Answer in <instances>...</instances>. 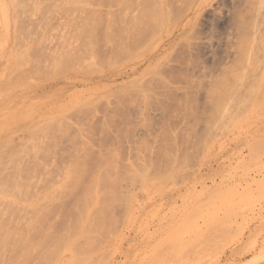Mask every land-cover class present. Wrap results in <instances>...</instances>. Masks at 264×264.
Returning a JSON list of instances; mask_svg holds the SVG:
<instances>
[{
    "label": "rangeland",
    "instance_id": "374dc122",
    "mask_svg": "<svg viewBox=\"0 0 264 264\" xmlns=\"http://www.w3.org/2000/svg\"><path fill=\"white\" fill-rule=\"evenodd\" d=\"M28 1H31L28 2L29 5L28 3L23 6L14 5V10L18 11L26 6L27 13L21 14L23 28L26 34L30 33L34 39L37 37L39 42L36 40L38 43H34L32 39L33 45L30 41L31 37L25 35V39L29 42L27 44L25 39L22 40L23 43L21 42L26 46L22 48L27 49L24 60L27 62L28 57L31 62L20 68L14 66L16 61L9 66L11 54L8 46H11V39L7 35L9 32L6 20L8 11L12 10L11 1L0 0V80L2 81L1 78L7 74H10L8 76L11 78L13 70L16 69L18 70L15 73L19 74L20 78L21 75L25 77L22 80L28 79V74V77L30 76L27 82L20 81L19 77L14 81L16 84L19 83L17 80L20 81L19 91L12 94L10 86L7 87L8 91L5 89L0 95V129L1 132L7 131L10 124L20 119L26 112L33 114L31 123L37 127L34 130L33 142L30 138L25 142L21 132L14 134L12 140L18 145L23 144V141H19L22 138L25 142L23 144L25 148L19 145L22 151L18 148L21 154L19 158L24 154L25 156L22 161L20 160L21 169L17 175L29 179H22L20 183L13 182L16 159H6L3 163L4 170L1 171L0 179L7 178L8 183L0 181L2 183V185L0 183L2 190L0 194L3 191L7 192L5 196L8 200L0 199V212L4 210V213H0L2 215H0V264H4L3 262L17 264L19 261V264H28L30 256L37 259L31 260L32 264H46L49 259L51 263L49 260L47 264H264V90H256L254 82L260 78L263 71L264 55L261 53L257 67L258 56L255 55L256 59H253L254 51L251 49V43L259 44V40L257 38L254 40V37L263 34L260 31L264 32L262 30L264 0H253L255 4L251 3L252 0H184L185 2L170 0L173 5L172 7L170 5L172 10L169 8V11L174 18L170 20L167 28H163L167 32L160 29L162 34L160 32L158 34L157 31L155 35L159 36L150 37L148 40L150 42L135 41L130 44L126 42L121 53L117 52L114 45L103 44L96 46L91 52L88 51V54L84 51L86 49L84 41L80 37L78 40L75 37L78 28V24H75L87 18L88 11L84 7L72 8L67 4L73 1L72 5L78 0ZM111 4L92 6L95 12L101 13L103 19L101 29L104 28L101 32L105 31L107 22L120 10L118 4L115 3V7ZM145 4V0H133L132 5L125 10V14L131 19L137 18L141 15V9ZM241 18L256 22L252 33L249 30L250 33L248 32L245 37L248 40V46L245 47L247 60L238 62L239 27L237 25ZM258 24L262 27H259L260 30ZM44 28L48 29L44 30ZM35 31L37 34L44 33H40L39 37L36 36ZM97 31H100V28ZM188 32L189 38L186 36ZM44 34L51 35L44 38ZM180 35L188 39L183 36L180 38ZM45 39L48 41L46 42ZM66 40L71 41V44ZM41 44L44 49L40 47ZM78 44H82V47ZM75 46L83 50L81 49L77 54L78 50ZM70 47L72 50L75 49L76 55L73 54L74 50L70 51ZM35 48L42 50L38 51ZM32 49L34 51L30 55ZM65 49L66 52L63 53ZM69 52L72 55L70 58H77L81 54L78 59L82 70L78 71L82 72L80 76L82 84L80 82L75 84L77 78L68 77L71 76L73 67L65 71L67 73L62 71L63 74L57 69L53 70L52 67L45 69L46 64H51L46 55L53 58L51 54H57L59 57L65 54L64 56L67 57L66 54ZM54 58L58 60V57ZM35 62H39V67L44 66L46 71L42 68V72L45 71L49 75H44L45 73L41 75L40 68L38 73H33V77H37L32 78L33 70L27 73V67L31 65L32 67L29 68L33 69V65L35 67L37 65ZM73 62L69 65L72 63L74 65L76 60ZM66 66L68 67V64ZM24 68L27 70H23ZM220 77H225L224 81L229 87H237L234 92L231 90L234 93L233 99L228 97L231 109L228 107L225 113L223 112L225 106L220 109L215 104L208 105L211 88L209 86ZM233 100L237 101V104L236 102L233 104ZM228 103L225 105L228 106ZM221 106L223 107V103ZM46 110L49 112L44 113ZM208 113L211 114L212 119H209ZM213 114L216 115L217 120ZM232 115H234L233 120ZM51 117L54 121H51L53 120ZM26 144L31 146V151ZM15 155L18 157V153ZM88 159L95 160V167H89L91 172L88 168L86 170L92 178L88 174L86 176L87 172L84 170L80 182L83 181L82 178L87 177V179L83 181V185L76 184L77 187L79 186L78 190L74 184L78 172L75 173L73 170L74 174H77L73 175L72 169L66 168L75 160ZM21 170L26 172L22 174ZM46 171H48L47 176H45ZM68 171H71L70 174L74 178L72 175L69 176ZM30 175L32 178L35 175L36 177L32 180ZM66 175L69 181L73 179V182L65 179ZM93 177L94 190L89 189V192L93 191L90 199L88 201L83 199L84 204H82L83 202L80 203L79 200L82 199L84 192L79 199L77 196L81 194L77 195L76 189L82 192L85 181L89 179L88 181L92 182ZM69 183L75 188L73 186L71 188ZM90 184L94 185L87 182L85 188L87 189ZM53 189L57 190L55 194L52 192ZM61 193L63 196L59 197ZM73 194L74 200L78 198L79 202H75L76 200H73L75 203L72 202ZM109 195H111L110 199ZM51 200L56 202L52 201V204ZM90 202L94 204L90 205ZM43 203L44 207L48 208L47 211L44 210ZM75 204H82L78 207L80 210L77 214L83 209L80 216L85 221L83 220L80 226L78 221L68 222V218L78 216ZM86 207L89 208L88 214ZM25 208L34 210L30 209L26 212ZM41 209L44 214L50 213L47 216L48 221L46 219L45 222L46 230L59 229L54 230L58 235L57 240L53 241L57 243L66 234L64 236L66 240L68 239V243H63L61 251V241L56 248L54 247L56 243L53 241H51L52 245L46 243L48 236L53 238L51 236L53 232L47 234L48 236L45 234L47 231L42 226L45 220L43 222L39 220ZM38 213L39 217H37ZM43 213L42 219L45 218ZM91 213L95 214V227L90 226L92 228L85 231L83 228L86 225L90 222L94 223V216L92 215L91 218ZM76 216L74 220L81 219L80 216L77 218ZM19 217L20 219L22 217V221L18 220ZM25 217L26 219L28 217V221ZM55 221L57 226H54ZM10 222L13 223L12 229L15 226L19 229L18 226L24 225L22 229L24 228L25 231L23 230L22 233L27 231L24 234L26 236L20 235L18 233L20 231L15 228L13 231H8ZM18 222L19 224L22 222V225H18ZM71 222L74 224L71 225L73 231L77 232L76 228L81 227L79 230L81 233H76L77 237L75 232L72 234L69 229ZM26 223L29 226L25 227ZM31 226L32 229L36 227L35 230L39 227L38 236L42 235L39 232L42 229V232H45L43 235H46L43 237L44 242H41L42 247L38 241L37 249L26 246L35 242L27 239L30 234L33 237L32 230L28 231ZM3 227L9 234L6 232L4 234ZM11 232L12 235L14 233L12 237L17 240L16 242L12 241ZM67 234L68 237H74V240L70 242L71 238H68ZM22 235L25 239L21 240L18 236ZM41 239L42 237L39 240ZM11 241L17 243H13L14 248L20 245L22 252L18 251V247L12 250ZM31 244L30 247L35 246ZM5 245V248L8 245V250L4 248ZM49 246L51 251L49 249L46 251L44 248ZM42 248L44 253H37L38 250L41 252ZM52 249L59 254L52 252ZM27 250L29 255L25 252ZM11 251L20 259L16 257L15 260L11 253H8L11 258H8L7 252ZM23 256L27 260L22 259ZM8 259L17 262L12 263L14 261Z\"/></svg>",
    "mask_w": 264,
    "mask_h": 264
},
{
    "label": "bare ground",
    "instance_id": "6f19581e",
    "mask_svg": "<svg viewBox=\"0 0 264 264\" xmlns=\"http://www.w3.org/2000/svg\"><path fill=\"white\" fill-rule=\"evenodd\" d=\"M11 1V5H10V7H11V12L10 11H8L9 13H8V16H7V27H8V32H9V34H7V35H9V37H10V39H11V46H8V48H9V50H10V54H11V60H10V62H9V66H11V64H13L15 61H16V64L14 63V66L15 67H20V68H22L24 65L26 66V64L30 61L31 62V59L29 60V58L27 57L26 59H28V61L26 62V60H24V58L26 57L25 56V50L27 51V49H24V48H22V43L24 42V41H22V40H24L25 39V35L26 36H29V37H33V35H30V33H25V29L23 28L24 26L22 25V13L24 12L25 14L27 13L26 11H25V9H26V6L25 7H23L21 10H14L15 8H14V5L15 6H17V5H21V6H23V5H27V3L29 2L28 0H10ZM27 1V2H26ZM65 1V0H64ZM68 1V0H67ZM146 1V4H145V7H143L142 9H141V12H140V14L141 15H139L137 18H134V19H131L127 14H125V10L127 9V7H129V6H131L132 5V3H133V0H78V1H76L77 3H74V4H72L71 5V2H73V1H70V2H68L67 4H68V6L69 7H74V8H78V9H81V7H84L88 12V14H89V16L87 17V18H85V19H81L82 21H79L78 23H76L75 25H77L78 24V30L76 29V31H77V34L75 33V37H77L76 39L78 40L79 39V37H80V39H82L83 41H84V43L83 44H85L84 46L86 47V49H85V47H84V51H86L87 52V54L89 53V52H91V51H93V50H95V48H96V46H101V45H103V44H111V45H114V47H116L117 48V52H122L123 50H124V48H125V43L126 42H129V44H130V42H140V41H144V42H146V41H148L149 40V38L150 37H152V36H154L155 35V33H157V31H158V34H159V30L161 29V30H163V28L164 27H168V24L170 23V20L171 19H173L174 17H173V14L172 13H170L171 11H169L170 9L172 10V8H170V5H171V1L170 0H145ZM183 2H185L184 0H182ZM188 1H190V0H188ZM194 1V0H193ZM251 1V0H250ZM255 1V0H254ZM253 0L251 1V3H254L255 4V2H254ZM31 2V1H30ZM29 2V3H30ZM36 3H37V1H35ZM66 2V1H65ZM75 2V1H74ZM29 3H28V5H29ZM39 3L41 4V2L39 1ZM64 3V2H63ZM63 3H62V5H63ZM110 3H112L111 5L113 6L114 5V7H115V3L116 4H118L120 7L118 8V10H119V12L116 14L115 13V15H113V17L107 22V25H106V28H105V31L104 32H101V30H103V29H101V27H103L102 26V21H103V19H102V17H101V13L98 11V12H95V9H93V7L92 6H95V5H98V6H103V5H106V4H109L110 5ZM182 3V2H181ZM4 4H5V2H4ZM4 4H3V6H4ZM9 4H10V2H9ZM40 4H39V6H40ZM175 4V3H174ZM253 4V5H254ZM43 5V4H42ZM173 5V4H172ZM172 5H171V7H172ZM176 5V4H175ZM184 5V4H183ZM30 6H32L31 4H30ZM34 6H35V4H34ZM67 6V5H66ZM117 6V5H116ZM20 7V6H19ZM92 7V8H91ZM1 8H3V7H1ZM58 8H60V7H58ZM83 8V9H84ZM122 8V9H121ZM170 8V9H169ZM199 8V7H198ZM9 9V8H8ZM31 9V8H30ZM61 9V8H60ZM201 9V8H200ZM10 10V9H9ZM99 10V9H98ZM118 10H116V11H118ZM176 10V9H175ZM178 10V9H177ZM176 10V11H177ZM181 10V9H180ZM195 10V9H194ZM57 11V10H56ZM7 12V11H6ZM178 13V12H177ZM7 14V13H6ZM176 14V13H175ZM179 14V13H178ZM183 15V14H182ZM179 17V16H178ZM264 17V16H263ZM6 19V18H5ZM175 19H176V22L178 21L177 20V15H175ZM5 21V20H4ZM263 21V20H262ZM77 22V21H76ZM190 22H192V21H190ZM256 22V21H255ZM253 20H243V18H241L240 19V21L238 22L239 23V25H237L238 27H239V29L237 30L238 31V36H239V49H238V51H239V55H238V62H241V61H243V59H245V60H247L246 59V54H245V47H247L248 46V40H246L245 39V37L248 35V32L250 33V31L249 30H251V33H252V28L254 27V23H255ZM264 22V21H263ZM171 23H175V22H171ZM43 24V23H42ZM47 24V23H46ZM45 24V25H46ZM193 24V23H192ZM257 24V23H256ZM259 24H261V22H259ZM258 24V29L260 30V28L259 27H261L260 25ZM263 24V23H262ZM261 24V25H262ZM51 25V24H50ZM75 25H73V28H74V26ZM171 25V24H170ZM190 25V24H189ZM189 25H187V26H189ZM182 26H184V25H182ZM264 25H262V27H263ZM49 27V26H48ZM70 27V26H69ZM166 27V28H167ZM190 27V26H189ZM193 27V26H192ZM256 27H257V25H256ZM261 27V28H262ZM6 28V27H5ZM71 28H72V24H71ZM100 28V31H97V29H99ZM176 28H177V25H176ZM175 28V29H176ZM37 29V28H36ZM42 29V28H41ZM48 29V28H47ZM46 28H44V30H47ZM192 29V28H191ZM191 29H188L189 31H191ZM6 30H7V28H6ZM38 30V29H37ZM36 30V31H37ZM43 30V29H42ZM182 30V29H181ZM187 30V31H188ZM254 30V29H253ZM262 30H264V28L262 29ZM35 31V32H36ZM39 31V30H38ZM49 31V30H48ZM51 31H53V30H51ZM72 31H73V29H72ZM163 31H166L165 29L163 30ZM7 32V31H6ZM98 32V33H97ZM101 32V33H100ZM167 32V31H166ZM263 33V34H260V33ZM40 33H44V32H39L38 34H37V32H36V36L38 35H40L41 36V34ZM45 33H47V31L45 32ZM161 34H162V32H160ZM163 33H165V32H163ZM179 33H180V31H179ZM181 33H183V32H181ZM260 35L258 36V37H254V40L257 38L258 40H259V44H257V43H255V42H253V43H251V49L254 51V54H253V59H256V56L255 55H257L258 57H257V63H256V65H257V67H258V61H259V59L261 58V53L264 55V32L263 31H260ZM29 34V35H28ZM74 34V33H73ZM79 34V35H78ZM158 34H156L157 36H159ZM187 35V37L189 38V36H188V34H189V32L188 33H186ZM45 36H43L44 38H46V36H48L49 37V35H51V34H44ZM78 35V36H77ZM156 35H155V37H156ZM171 35V34H170ZM39 36V37H40ZM52 36H53V38H55L54 37V35H53V33H52ZM183 37H184V35H182ZM181 35H180V38L182 37ZM31 37V39H30V41L32 42V39H34V38H32ZM48 37H47V39H48ZM162 37V36H161ZM179 37V36H178ZM185 38L186 40L188 39V38ZM7 38H8V36H7ZM28 38V37H27ZM51 38V37H50ZM49 38V39H50ZM63 38V37H62ZM74 38V37H73ZM154 38V37H153ZM152 38V39H153ZM199 38V37H198ZM40 39H42V38H40ZM47 39H45L46 40V42L48 41ZM52 39V38H51ZM70 39V38H69ZM75 39V40H76ZM171 39V38H170ZM185 39H183V40H185ZM38 41V38L37 37H35V39H34V43H38L37 41ZM181 40V39H180ZM25 41H27V44H28V42H29V40L27 39H25ZM43 41V40H42ZM67 41V40H66ZM74 40H72V42H73ZM161 41V40H160ZM22 42V43H21ZM30 42V43H31ZM43 42H45V41H43ZM45 42V43H46ZM63 42H65V40L63 41ZM67 42H69V40L67 41ZM71 42V41H70ZM69 42V43H70ZM76 42V41H75ZM78 42V41H77ZM148 42H150V41H148ZM147 42V43H148ZM178 42V41H177ZM68 43V44H69ZM79 43H80V41H79ZM26 44V45H27ZM32 44H33V42H32ZM61 44V43H60ZM67 44V43H66ZM71 44V43H70ZM76 44V43H75ZM96 44V45H95ZM145 44V43H144ZM6 45V44H5ZM24 45H25V43H24ZM34 45V44H33ZM42 45V46H41ZM40 45V47H42L43 48V44H41ZM62 45V44H61ZM60 45V46H61ZM65 47H66V45L65 44H63ZM79 45H81V47H82V44H78V46ZM134 45V44H133ZM30 46V45H29ZM32 46V45H31ZM44 46H46L45 44H44ZM63 46V47H64ZM68 46V45H67ZM72 46H73V44H72ZM145 46H147V45H145ZM7 47V46H6ZM23 47H26V46H23ZM76 47V46H75ZM33 48V47H32ZM42 48H40V49H38V48H35V50H42ZM71 48V47H70ZM77 48V47H76ZM131 48V47H130ZM134 48V47H133ZM44 49V48H43ZM61 49H62V47H61ZM82 48H80V49H78L77 48V54H78V52L81 50ZM45 50H47L46 48H45ZM58 50V48H56V50L55 51H57ZM68 50H70V49H68ZM74 50V51H73ZM73 50H72V48H71V50L70 51H73V54H75L76 52H75V49L73 48ZM83 50V49H82ZM30 51V50H29ZM33 51H34V49H32V52L30 53V55L31 54H33ZM63 51V50H62ZM89 51V52H88ZM59 52V51H58ZM66 52V49H65V51H63V53H65ZM49 53H51V51L49 52ZM56 53V52H55ZM81 53H83V52H81ZM85 53V52H84ZM93 53V52H92ZM48 54V53H47ZM62 54V53H61ZM71 54V52H69V54H66L67 55V57L66 56H64L65 54H62V55H60V57H61V59H60V57H59V55H54V54H51V55H53V58H51L52 56H48V55H46L47 56V59H48V61L51 63V64H46V68L44 67V66H40L39 67V62L37 63V62H35V63H37V65H36V67H35V65H33V69H30L32 66L30 65L29 67H27V69H28V71H27V73L28 72H30L31 73V71L33 70V72L31 73V75H32V78H35V77H37V76H34L33 77V75L35 74L34 72H36V73H38V71L40 70V68H41V70L39 71V73L41 72V75H43L44 73H45V71L46 70H48V69H50L51 67L53 68V70H56L57 69V71H59V73H62L63 74V72H65V71H69L70 69H72V67H73V69L71 70V72H72V74H71V76H68V77H70V78H77L74 82H75V84L76 83H79L80 82V84H82L81 82H82V80H80V78H82V77H80V76H82V72L81 71H78V70H82L81 69V62H80V59H78V57L80 58V56H81V54H80V56L78 55V57L77 58H70V56H72V55H70ZM68 55H69V60H68ZM76 55V54H75ZM25 56V57H24ZM28 56V55H27ZM33 56V55H32ZM31 56V57H32ZM30 57V56H29ZM54 57H58V60L56 61V58H54ZM64 58V59H63ZM46 59V60H47ZM60 59V60H59ZM68 61H67V60ZM72 59V60H71ZM73 59H75L76 60V63L73 65V61H75V60H73ZM59 61V62H58ZM70 61V62H69ZM71 62H73L72 63V65H69V63H71ZM66 64H68V67L66 66ZM78 66H77V65ZM38 66V67H37ZM83 67V66H82ZM86 67V66H85ZM91 67V66H90ZM39 68V69H38ZM42 68L45 70H43L44 72H42ZM26 68H24L23 70H27ZM37 70V71H35V70ZM262 69H263V71H262V73L260 74V78L257 80V81H254L255 82V84H256V86H255V89L257 90V89H263L264 90V62H263V64H262ZM11 70H13V69H11ZM18 69H16V70H13L14 72H12V74L13 75H11V78L8 76V75H10V74H7V75H5L3 78H1L2 79V81H1V83H0V95L3 93V91H5V89L7 90V87H9L10 88V86L12 87L11 88V90H10V92L13 94L14 92H16L17 90H18V88L20 87L19 85V83H20V81L22 80V78H25V77H23L21 74V78L19 77V74L17 75L15 72L17 71ZM22 71V70H21ZM63 71V72H62ZM17 73H20V72H17ZM22 73V72H21ZM34 73V74H33ZM65 73H67V72H65ZM23 74V73H22ZM46 74H48L47 72L44 74V75H46ZM52 74H57V73H52ZM17 75V77H15V76ZM24 75H26V74H24ZM29 75V74H28ZM28 75H27V78L28 79H26V80H29V78H30V76L28 77ZM49 75V74H48ZM13 76V77H12ZM40 75H38V77H39ZM66 76V75H65ZM15 77V78H14ZM20 78V81L19 80H17L19 83H17L16 84V82H14V81H16V79L17 78ZM56 77H58V76H56ZM69 78V79H70ZM79 78V79H78ZM222 78V79H221ZM225 78V77H224ZM224 78L223 77H220V79H218V80H216V81H214V84L211 86H209V87H211L209 90V99H210V104L208 103V105H211V104H215L216 105V107L217 108H220V109H223L224 108V106L226 107V109H223V112L225 111V112H227L228 110V107H230V109H231V106H229V104H230V102L228 103V97L230 98V99H233V95H234V89H236L237 87H235V86H232V87H229V85H227V83L224 81ZM14 79V80H13ZM37 79V78H36ZM35 79V80H36ZM12 80H13V82H14V84L12 83ZM25 79L24 80H22V81H26ZM27 82V81H26ZM23 82H21V85L23 86V84H22ZM25 83V82H24ZM30 83V82H29ZM13 84V85H12ZM15 85V86H14ZM27 86V85H26ZM24 87V86H23ZM231 90H233V92L231 91ZM8 91V90H7ZM19 91V90H18ZM233 94H232V93ZM6 93V92H5ZM25 94V93H24ZM240 99V98H239ZM242 99V98H241ZM226 101V102H225ZM226 103V105H227V103H228V106H226L225 105V103ZM234 102H236V104H237V101H234L233 100V104H234ZM239 102V101H238ZM241 102H242V100H241ZM248 102V101H247ZM247 102H245L246 104H247ZM222 103H223V107L221 106L222 105ZM231 103H232V101H231ZM243 103V102H242ZM206 104H207V102H206ZM239 104V103H238ZM244 104V103H243ZM243 104H240V106H245V105H243ZM218 106H220V107H218ZM233 106V105H232ZM214 107V106H213ZM213 107H211V108H213ZM215 107V109H217ZM234 107H235V105H234ZM45 109V108H44ZM43 109V110H44ZM205 109V108H204ZM219 109V110H220ZM42 110V109H41ZM209 110V109H208ZM218 110V111H219ZM227 110V111H226ZM48 113L49 111L48 110H46L44 113ZM212 112V111H211ZM214 112H215V110H214ZM224 112V113H225ZM213 113V112H212ZM217 113V112H216ZM45 115V114H44ZM199 115V114H198ZM208 115L210 116V118L209 119H212V117H211V114H209L208 113ZM214 115V114H213ZM220 115V114H219ZM230 115H231V113H230ZM230 115H228V117H230ZM215 116V118H216V115H214ZM213 116V117H214ZM234 115H232L231 116V119L233 120V117ZM54 117V116H53ZM196 117V116H195ZM203 117H204V115H203ZM233 117V118H232ZM9 118V117H8ZM215 118H214V120H215ZM18 119V118H17ZM51 119H53L52 117H51ZM9 120V119H8ZM33 120V114H31L30 112H26L24 115H22V117L20 118V119H18V120H15V121H13L11 124H10V128H9V126H7V125H9V124H7V125H5V126H7L9 129L7 130V131H5V132H1V129H0V175H1V171H3L4 170V167H3V163L5 162V160L6 159H16V162H17V164L14 166V167H16V170H14V175H12V177H14V179H13V182H17L18 181V183H20L21 181H22V179H23V177H22V175H17L18 173H20V160L22 161V159L24 158V156H25V154L23 155V157L22 158H19V154H20V151H18V148H20L19 147V145L21 144V143H19V145L18 144H16V142H12V140H14V134H16L17 132H21L23 135H24V137H25V142H27L28 140H26V139H28V138H30V140L33 138L34 139V137H33V134H34V130L37 128L36 126H34L32 123H31V121ZM56 120V119H55ZM216 120H217V118H216ZM219 120V119H218ZM7 121V120H6ZM51 121H54V119L53 120H51ZM202 121V120H201ZM210 121V120H209ZM1 122V121H0ZM4 122V121H3ZM10 122V121H9ZM194 122V121H193ZM203 122V121H202ZM211 122V121H210ZM6 123H8V122H6ZM34 123V122H33ZM49 123V122H48ZM195 123H197V122H195ZM213 123V122H212ZM202 124V123H201ZM192 125V124H191ZM195 127V126H194ZM207 127H208V125H207ZM5 128V127H4ZM2 129H3V127H2ZM7 129V128H6ZM196 129H194V131H195ZM188 133V132H187ZM191 133V132H190ZM198 134V133H197ZM194 135V134H193ZM188 136V135H187ZM216 136V135H215ZM191 137V136H190ZM190 137H189V139H190ZM194 137V136H193ZM201 137V136H200ZM33 139H32V142H33ZM19 141H23V144L25 143L24 142V140H23V138L21 139V140H19ZM18 141V142H19ZM193 141V140H192ZM202 141V140H201ZM31 142V143H32ZM29 144H31L30 142H28ZM22 144V145H23ZM29 144H26V146L28 147V145ZM22 145H20L21 147H22ZM23 147H24V145H23ZM26 147V148H27ZM29 147H30V149L28 148V150H30L31 151V146L29 145ZM25 148V147H24ZM21 149V148H20ZM23 150H25V149H23ZM21 151H22V149H21ZM30 151H28V154H29V152ZM24 152H26V151H24ZM8 153L10 154V155H8ZM15 153L17 154L18 153V157L15 155ZM27 153V152H26ZM27 154V155H28ZM21 155V154H20ZM26 155V156H27ZM28 159H29V157H28ZM27 160V159H26ZM23 163V162H22ZM26 163V162H25ZM23 165V164H22ZM95 165V160H93V159H88L87 161H85V160H75V161H73V162H71L70 164H68L67 165V168L66 169H72L71 171H72V173H73V175H77V174H74V172L75 173H77L78 172V177H76V179H74L75 180V187H77L76 186V184H78V183H80V184H78V185H83V181L85 180V179H87V177L84 179V178H82L83 179V181H81L80 182V176H81V174L82 173H84L86 170H87V168L89 169V167H91L92 168V166H94ZM25 167V166H24ZM28 167H30V166H28ZM95 167V166H94ZM27 168V167H26ZM65 168V167H64ZM95 169V168H94ZM93 169V170H94ZM73 170H74V172H73ZM85 170V171H84ZM90 170V172H91V169H89ZM64 171V170H63ZM71 171H68V173H69V176L70 175H72V174H70L71 173ZM24 172V170L22 171L21 170V173L22 174H24L23 173ZM48 171H46L45 172V176H47V173ZM87 172V171H86ZM95 172V170L93 171V173ZM63 173V175H64V172H62ZM30 174H34V173H30ZM66 174H67V171H66ZM89 175V177L90 178H92L91 177V175L89 174V171L86 173V176H88ZM92 174V173H91ZM95 174V173H94ZM94 174H92V176H94ZM28 175V174H27ZM68 175V174H67ZM64 176L65 177V179H68V181H69V177L68 176ZM72 175V176H73ZM34 176V175H33ZM62 176V175H61ZM72 176L70 177V178H72ZM28 177H29V175H28ZM35 177H36V175H35ZM35 177H33V178H35ZM68 177V178H67ZM82 177V176H81ZM83 177H85V175H83ZM88 177V178H89ZM95 177V176H94ZM94 177H93V179H92V182L91 181H85L86 182V184L84 183V186H82V188L84 189L82 192H79L78 190H79V186L77 187V189H76V191L78 192L77 193V195L78 194H81V195H76L79 199H80V197L79 196H82V194H83V192H84V195L81 197L82 199L81 200H79L78 198H75V200H74V194H73V199H72V202H77L78 200L80 201V203H82V204H84V201L86 200V201H88L89 199H90V196H91V193L93 192H89V189L90 188H93L92 190H94V186H95V179H94ZM9 178V177H8ZM30 178L33 180V178H32V176L30 175ZM48 177H46V179H47ZM62 178H63V176H62ZM73 178H74V176H73ZM25 180H28L26 177L24 178ZM23 179V180H24ZM31 179H30V182L32 183V181H31ZM41 179V178H40ZM2 180H3V178L2 179H0V181L2 182ZM9 180H11L10 178H9ZM73 180V179H72ZM71 179H70V181L69 182H71L72 181ZM94 180V181H93ZM4 182H6V183H8V181H7V178H4V180H3ZM42 181V180H41ZM45 181V180H44ZM0 182V183H1ZM29 182V181H28ZM62 182H63V180H62ZM73 182V181H72ZM87 182H89V183H92V184H94V185H89V187L86 189L85 188V186H87ZM31 183L29 184V185H31ZM43 183V182H42ZM44 184V183H43ZM62 184V183H61ZM64 184H65V182H64ZM70 184H72V183H69V185ZM1 185H2V183H1ZM16 185V184H15ZM17 185H19V184H17ZM26 185V184H25ZM47 185V184H46ZM58 185V184H57ZM22 186H24L23 184H22ZM42 186H45V185H42ZM59 186V185H58ZM71 186V185H70ZM73 186V185H72ZM72 186H71V188H72ZM13 187V186H12ZM48 187V186H47ZM55 187H57V186H55ZM74 187V186H73ZM74 187V188H75ZM81 187V186H80ZM11 187H9V189H10ZM42 188V187H41ZM61 188H62V186H61ZM66 188V187H65ZM57 189V188H56ZM59 190H61L60 188H58ZM5 190V189H4ZM39 190V189H38ZM54 191H52V192H54V194L57 192V190H55V189H53ZM62 190H64V189H62ZM61 190V191H62ZM70 190V189H69ZM72 190V189H71ZM74 190V189H73ZM81 190V189H80ZM0 191H2V190H0ZM9 191V190H8ZM60 191V192H61ZM85 191H87V192H85ZM101 192V191H100ZM7 192H4L3 191V193L1 192V194H0V199H2L3 201H7L8 200V197L7 196H5V194H6ZM38 193V192H37ZM63 193H64V191H63ZM58 194V193H57ZM94 194V193H93ZM93 194H92V196H93ZM12 195V194H11ZM17 195V194H16ZM41 195V194H40ZM43 195V194H42ZM48 195V194H47ZM51 195H52V193H51ZM54 196V195H53ZM56 196V195H55ZM60 196H63L62 195V193H61V195L59 194V197ZM110 196L111 195H109V199H110ZM49 197V196H48ZM72 197V196H71ZM19 198V197H18ZM27 198V197H26ZM32 198V197H31ZM31 198H30V200H31ZM34 198H35V196H34ZM40 197H38V199H39ZM55 198V197H54ZM53 198V199H54ZM57 198V197H56ZM94 199H95V194H94V197H93ZM29 199V198H28ZM50 199H51V197H50ZM59 199V198H58ZM83 199H84V201H83ZM93 199V200H94ZM29 200V201H30ZM35 200V199H34ZM45 201L47 200V199H44ZM55 200V199H54ZM54 200H51V203L53 204V202L55 203L56 201H54ZM74 200V201H73ZM92 200V199H91ZM90 200V201H91ZM102 200H103V197H102ZM106 201L108 200V198H107V194H106V199H105ZM104 200V201H105ZM12 201V200H11ZM38 201V200H37ZM53 201V202H52ZM58 201V200H57ZM78 201V202H79ZM28 203L27 201H24V203ZM31 202V201H30ZM47 202H50V201H47ZM74 202V203H75ZM95 202V201H94ZM94 202H90V205L93 203L94 204ZM3 203H5V202H3ZM11 203H13V202H11ZM38 203H40V202H38ZM37 203V205H40V204H38ZM45 203V202H44ZM44 203H43V208H44V210H46L47 211V207L45 208L44 206ZM89 202H87V204H88ZM22 204H23V201H22ZM46 204V203H45ZM82 204L81 205H79V204H75V206H77L75 209H78V207H81L82 206ZM87 204H85V205H87ZM92 204V205H93ZM9 205H10V203H9ZM19 204H17V206H18ZM84 205V206H85ZM89 205V206H90ZM13 206V205H12ZM15 206H16V204H15ZM20 206V205H19ZM18 206V207H19ZM33 206H35V205H33ZM33 206H31V207H33ZM41 206V205H40ZM47 206V205H46ZM50 206H52V205H50ZM83 206V207H84ZM88 206V205H87ZM3 207V206H2ZM17 207V208H18ZM21 207V206H20ZM37 207V206H36ZM82 207V208H83ZM9 208L11 209V207L9 206ZM13 208V207H12ZM16 208V207H15ZM35 208V207H34ZM39 208V207H38ZM38 208H35V209H38ZM20 209V208H19ZM21 209H22V207H21ZM20 209V210H21ZM26 209V208H25ZM28 209V208H27ZM26 209V212L27 211H30V209H33V208H29V210H27ZM85 209V208H84ZM88 207H86V213L88 214ZM12 210V209H11ZM10 210V211H11ZM34 210V209H33ZM50 210V209H49ZM80 209H78L77 210V212H76V214L77 213H79L78 211H79ZM85 210H84V213H85ZM4 210L2 209V211L1 212H3ZM6 211H7V209H6ZM41 211H42V209H41ZM93 211H95V209L93 210ZM92 211V212H93ZM0 212V213H1ZM9 212V211H8ZM24 212V211H23ZM26 212H24V213H26ZM33 212V211H32ZM4 213V212H3ZM15 213V212H14ZM37 213V212H36ZM42 213H43V211H42ZM42 213L40 212V214L42 215ZM82 213H83V209H82V212H80V214H77L78 216H76V218L77 217H79L80 215H82ZM86 213H85V216H84V218L86 217ZM95 213V212H94ZM13 214V213H12ZM21 214H23V213H21ZM34 214H35V212H34ZM44 214V213H43ZM48 214H50V213H45L44 214V217L45 218H43L42 219V217H43V215H42V217H41V215H40V218H39V220L41 219V221L43 222V220H45L44 221V223H42L41 225L42 226H44V228L43 229H45L46 230V224H45V222H47L48 221V218H47V216H49ZM75 214V213H74ZM1 215V214H0ZM6 215V214H5ZM10 215V214H9ZM15 215V214H14ZM25 215V214H24ZM29 215H31V212L29 213ZM46 215V216H45ZM93 214L91 213V216H92ZM2 216V215H1ZM0 216V217H1ZM12 216V215H11ZM25 216H28V214H26ZM34 216H36V215H34ZM74 216V217H75ZM90 216V217H91ZM94 216V223L92 222H90V224L89 225H86L85 226V228H83V230H85V231H88L89 230V228H92V227H90V226H93V228L95 227L94 226V224H95V214L93 215ZM93 216L91 217V218H93ZM13 217V216H12ZM23 217V216H22ZM22 217H21V219H22ZM37 217H39V213H38V216ZM74 217H72V218H68V222L69 221H75V222H80V223H78L79 224V226L81 225V224H83L82 222H83V220H82V216H80V220H74ZM89 217V218H90ZM31 218V217H30ZM30 218H29V220H30ZM35 218V217H34ZM50 218V217H49ZM20 219V217H19V221L21 220ZM25 219H26V217H25ZM33 219V218H32ZM46 219H47V221H46ZM61 219V218H60ZM60 219H58V220H60ZM72 219V220H71ZM5 220V219H4ZM8 219L6 218V221H7ZM38 220V219H37ZM49 220H51V219H49ZM82 220V221H81ZM93 220V219H92ZM91 220V221H92ZM3 221V220H2ZM14 221V220H13ZM22 221V220H21ZM26 221H28V217H27V219H26ZM63 221H64V219H63ZM62 221V222H63ZM85 221V220H84ZM57 221H55L54 222V226H57L56 223ZM74 222V223H75ZM9 223V222H8ZM11 223V222H10ZM22 222H20V224H19V222L17 223L18 225H22L21 224ZM38 223H39V221H38ZM41 223V222H40ZM5 224V223H4ZM13 223H11L10 224V226L12 225ZM16 224V225H17ZM27 224V223H26ZM36 224H37V221H36ZM49 224H50V222H49ZM59 224V223H58ZM60 224H61V222H60ZM76 224V223H75ZM78 224H76V225H78ZM88 224V223H87ZM93 224V225H92ZM1 225H2V222H1ZM7 225H9V224H7ZM48 225V224H47ZM51 225H53L52 223H51ZM71 225H74L72 222L70 223V225H69V229H71L72 228V226ZM10 226H6L7 227V229H8V231H13V229L15 228L16 230H19L20 232H18L20 235L21 234H26L27 233V231H26V233H22L23 232V230H24V228L22 229V227L24 226V225H22V226H18V227H20L19 229L15 226L13 229H12V226L10 227ZM27 226H29L28 224L25 226V227H27ZM32 226H34L33 225V223H32ZM32 226L30 227V229H28V231L29 230H32V232L31 233H33V237H31L32 236V234H30V236H29V238H27V239H30V240H32V241H35V242H33L31 245L33 246L34 244H35V246H33V247H30V244H26V246H28L29 248H36L37 249V245H39V244H37V243H39L38 241H40V243L42 242H44V235L46 234H49V233H51V232H53L52 234L53 235H51L53 238H55V239H53V238H50L48 235V240H50V239H52V240H50V241H48L46 238V243H48V245L49 244H51L52 242L51 241H53V240H57V235L58 234H55L56 233V231L54 232V230H59V229H53V231H51V229L49 230H46L47 231V233H45V232H42L43 231V229L41 230V231H39V232H41L42 233V235H43V233H45L43 236L42 235H40V236H38V230H39V227H38V230H35V228L36 227H34L33 229H32ZM49 226V225H48ZM47 226V227H48ZM4 227H5V225H4ZM4 227H3V231H4ZM49 227H51V226H49ZM11 228V229H10ZM29 228V227H28ZM53 228H55V227H53ZM59 228V227H58ZM75 227L73 226V229H74ZM80 228V229H79ZM14 229V230H15ZM20 229H22V230H20ZM61 229V228H60ZM69 229H67L68 230V233H69ZM77 229V232H75V231H73L72 229H71V233L73 234V232H75L74 234H75V236L77 235L76 233H81V231H79V230H81V227H78V228H76ZM76 229H74V230H76ZM88 229V230H87ZM94 230V229H93ZM3 231H2V233H3ZM25 231V230H24ZM48 231H50V232H48ZM79 231V232H78ZM85 231H83V233H85ZM92 231V230H91ZM95 231V230H94ZM9 234L7 231H4V234ZM60 232H61V230H60ZM63 232V231H62ZM90 232V231H89ZM14 233H16V231L14 232ZM14 233H13V235H12V232L10 233V236H11V238H13L12 236H14ZM28 233H30V232H28ZM58 233V232H57ZM64 233V232H63ZM70 234V233H69ZM69 234H67V237H68V235ZM87 234V233H86ZM22 235V236H23ZM46 235H45V237H46ZM65 236H66V234H64ZM63 235V238H64V240H63V238H62V240H59V241H61L62 243H61V245H62V247L60 248V251H61V249L63 248V243H65V242H67V240H66V238H65V236ZM84 235V234H83ZM20 237V236H18L21 240L24 238V236H26V235H24L23 237ZM79 236V235H78ZM5 237H7V235L5 236ZM42 237V239L41 240H39L40 238ZM77 237V236H76ZM68 238H71V239H69V241L71 242V240H74L73 238L74 237H72V236H70V237H68ZM25 239V238H24ZM59 239V238H58ZM29 240V241H30ZM12 241H17V240H15L14 238L12 239ZM11 241V243L13 244H17V243H15V242H12ZM58 241V242H59ZM64 241V242H63ZM50 242V243H49ZM56 243V241H53V243H56L55 245H54V247L56 248V246L59 244V243ZM73 242V241H72ZM42 243H41V247H42ZM52 243V244H53ZM68 243V242H67ZM76 242L74 241V244H75ZM80 243V242H79ZM5 244V243H4ZM7 244H9V243H7ZM14 244L12 245V250H13V246H14ZM51 244V245H52ZM71 245H72V243H70ZM77 244V246H78V243H76ZM75 244V245H76ZM11 245V244H10ZM19 245V244H18ZM50 245V246H51ZM60 245V244H59ZM20 246V245H19ZM19 246H15V248L14 249H16V247H18L17 249H18V251L20 250V248H19ZM48 247V248H44L45 250L46 249H49L50 250V248L52 247ZM73 246V245H72ZM76 246V247H77ZM80 246V245H79ZM6 247V245L4 246V248ZM43 247H44V245H43ZM54 247H52L53 249H54ZM69 247H70V245H69ZM75 247V248H76ZM57 248H59V247H57ZM72 248H74V247H72ZM5 249H7L8 250V245H7V248H5ZM11 249V248H10ZM40 249V248H39ZM44 249L42 248V251L40 252L39 250H38V252H37V250H36V252L37 253H39V254H42V253H44ZM52 249V250H53ZM23 250H25V249H23ZM59 250V249H58ZM15 251H17V250H15ZM21 252H22V249L20 250ZM47 251V250H46ZM51 251V250H50ZM56 250H53L52 252H55ZM74 251H75V249H74ZM26 253L28 252V250L27 251H25ZM24 251H23V253H25ZM13 255L14 253L11 251V252H7V257L8 258H11V256L9 255ZM13 253V254H12ZM30 253V252H29ZM58 252H55V254H57ZM46 254V253H45ZM45 254H44V256H45ZM59 254V253H58ZM25 255V254H24ZM27 255H29L28 253H27ZM54 255V254H53ZM10 256V257H9ZM26 256V255H25ZM43 256V257H44ZM56 256V255H55ZM55 256H53L54 258H55ZM12 257H15V260H17L16 259V257H18V256H15V255H13ZM28 257V256H27ZM31 257L32 256H30V260H28L29 261V263L30 264H32V261H36L37 259L36 258H33L32 257V259H31ZM49 257H52V256H49ZM52 257V258H53ZM5 258V257H4ZM19 259H20V257H18ZM22 259L24 258V256L23 257H21ZM45 258V257H44ZM25 260H27V258L25 257L24 258ZM36 259V260H35ZM58 259V258H57ZM9 260V259H8ZM24 260V261H25ZM32 260V261H31ZM40 260V259H39ZM50 260V259H49ZM49 260H48V262H49ZM55 260V259H54ZM9 261H14V260H9ZM9 261H7V263H9ZM23 261V260H22ZM31 261V262H30ZM15 262H17V261H14V262H12V263H15ZM44 262V261H43ZM42 262V263H43ZM47 262V263H48ZM2 263V262H1ZM4 264L6 263V262H3ZM19 263H20V261H19ZM19 263H17V264H19ZM28 263V262H27ZM28 263V264H29ZM34 263V262H33ZM36 263V262H35ZM46 263V264H47ZM50 263H51V260H50ZM11 264V263H10ZM22 264V263H21ZM37 264V263H36ZM39 264V263H38Z\"/></svg>",
    "mask_w": 264,
    "mask_h": 264
}]
</instances>
